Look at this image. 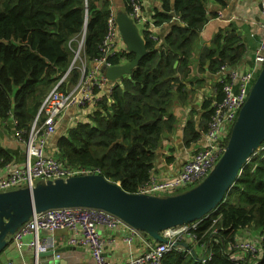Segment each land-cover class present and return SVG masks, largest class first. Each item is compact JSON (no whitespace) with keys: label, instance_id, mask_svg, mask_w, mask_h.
I'll return each instance as SVG.
<instances>
[{"label":"trees","instance_id":"1","mask_svg":"<svg viewBox=\"0 0 264 264\" xmlns=\"http://www.w3.org/2000/svg\"><path fill=\"white\" fill-rule=\"evenodd\" d=\"M158 1L161 10L152 15L154 25L176 20L165 41L159 44L150 38L154 28L149 24L141 29L148 53L139 66L114 82L111 95L99 101L88 120L77 122L57 142L56 156L66 166L99 168L107 180L130 193L149 181L164 134L176 127L170 112L174 100L185 105L195 93L193 86H203L202 79L190 78L194 52H198V72L216 74L223 66L237 65L244 51L234 27L219 33L210 47H199L200 33L209 20L208 0ZM123 2L129 14L128 0ZM112 6V0H0V120L5 129L10 130L9 122L14 120L15 129L26 138L44 98L61 78L69 72V84L78 82L79 68H70L75 39L86 23L82 57L90 63L102 57L99 45ZM133 58L125 49L107 61L116 66ZM217 96L222 97L219 83ZM201 110L198 121L197 111L190 110L183 135L186 148L207 130L212 101L205 99ZM1 140L0 132V169L14 156ZM245 230L261 237L257 264H264V148L244 165L211 217L200 222V243L191 252L171 249L162 264H234L223 247Z\"/></svg>","mask_w":264,"mask_h":264},{"label":"built area","instance_id":"2","mask_svg":"<svg viewBox=\"0 0 264 264\" xmlns=\"http://www.w3.org/2000/svg\"><path fill=\"white\" fill-rule=\"evenodd\" d=\"M127 3L130 9L129 16L140 31L147 24L154 28V23L146 16L144 0H128ZM260 3L261 37L253 55L252 65L247 70H240L234 66L221 67L216 75L221 84L222 97L220 99L217 97L212 102L213 112L207 130L196 142L194 151L175 176L159 179L152 174L146 185L137 193L167 196L196 186L209 176L223 156L240 110L247 102L251 88L264 66V0H260ZM116 18V12L111 9L107 32L99 45L102 57L92 63L81 59V66H77L81 75L76 84H69L67 80L69 72L61 78L44 98L39 114L26 138L22 131L15 129V138L26 145V157L22 164L13 166L8 164L0 169V193L26 187L34 188L38 181L46 183L49 180H66L73 176L102 175L99 168L66 166L56 155L48 154V142L56 134L58 125L67 111L75 108L90 110L91 114L98 108L99 101L104 96L111 95L114 83L108 80L101 68L113 66L107 61L108 56L127 49L121 44L122 38ZM85 34L86 24L79 38L81 41L78 49L74 51V64L82 56ZM150 38L161 43L154 32L150 34ZM200 222L167 229L162 235L168 242H157L154 239L143 238V234L105 210L93 207H59L34 213L12 235V243L18 249L28 247L38 254L45 252L51 244L47 238L39 237L41 231L67 230L70 236L66 239V244L88 248L94 264H162L165 254L171 249L178 248L191 252L194 245L200 243L198 237ZM100 227L108 231L122 227L129 229L130 234L125 241L131 243L135 239L142 240L144 251L124 262L109 259L105 254L106 239L101 235ZM244 234H248V230H245ZM28 236L32 237L27 239ZM215 242L220 245L219 239H215ZM259 242L260 240L255 242L250 238L236 237L235 241L227 244V248L223 247V251L234 264H257L261 254ZM178 243H187L188 248Z\"/></svg>","mask_w":264,"mask_h":264},{"label":"water","instance_id":"3","mask_svg":"<svg viewBox=\"0 0 264 264\" xmlns=\"http://www.w3.org/2000/svg\"><path fill=\"white\" fill-rule=\"evenodd\" d=\"M116 20L122 40L134 58L120 65L101 68L112 83L130 76L148 53L142 32L125 6H120ZM159 118L162 119L163 115ZM263 144L264 66L240 110L226 151L200 184L183 193L165 197L127 192L104 175H83L0 193V254L10 245L11 236L34 213L59 207L99 208L157 242H168L162 235L163 231L203 221L215 212L237 181L244 165L261 150ZM136 145L145 149L140 143ZM178 244L188 248L187 243ZM57 253L54 250L40 252L38 257H52L49 264H60L58 257L55 258Z\"/></svg>","mask_w":264,"mask_h":264},{"label":"crops","instance_id":"4","mask_svg":"<svg viewBox=\"0 0 264 264\" xmlns=\"http://www.w3.org/2000/svg\"><path fill=\"white\" fill-rule=\"evenodd\" d=\"M113 1L114 0H112V4ZM115 1H119V3H121L120 6H125L123 0ZM144 2L146 16L152 20L154 11L156 9L161 10V3L158 0H144ZM207 8L209 20L200 33L199 47H210L219 33L229 32L230 29L234 27L236 30L235 32L240 36V45L244 46L241 60L234 68L240 70L249 69L253 63V55L260 43L261 37L260 0H208ZM116 14H118V12ZM173 22H176V20L172 21V23ZM172 23H165L161 26L154 25L153 32L159 37L161 43H163V40L165 41L166 36L169 35ZM121 44H125L123 40ZM198 69V52L196 51L194 52L191 64L192 71L190 78H192V80L202 79L203 86H193L195 93L189 103L183 105L178 99H175L170 107V112L176 118V127L173 132L164 134L162 145L157 152L158 156L152 174H155L159 179L175 176L196 148V143L186 148L183 141L184 126L191 115V108L197 111L195 119L198 121L202 113V101L210 99L213 102L218 97L217 83L220 84L218 76L208 71L199 73ZM89 112L90 110L73 108L64 114L58 125L56 134H54L48 142V154L56 155L59 137L65 134L71 127L75 126L76 122L82 120L83 116H87L85 119L87 120ZM9 125L10 130L5 129L4 124H2L0 120L1 141L4 147L10 149L14 154L13 161L9 164L13 166L14 164L24 163L27 148L23 142L15 138L14 120L10 121ZM99 231L106 239L105 254L113 261L124 262L137 257L144 251V243L142 240L135 239L131 243L125 241V238H128L130 234L127 228L122 227L115 231H108L104 227H100ZM247 235L248 234H244L243 236L238 235L237 237L250 238ZM69 236L70 232L67 230L53 232L41 231L39 233L40 238H47L51 242L46 251L54 250L58 252L55 258L58 257L57 259L60 260V264H94L88 248L74 247L66 244V239ZM31 237L32 236H28L27 239ZM143 238L146 237L143 236ZM51 258L52 257L39 258L35 250L28 247L18 249L12 243L11 236L10 245L0 254V264H49L48 262Z\"/></svg>","mask_w":264,"mask_h":264},{"label":"rangeland","instance_id":"5","mask_svg":"<svg viewBox=\"0 0 264 264\" xmlns=\"http://www.w3.org/2000/svg\"><path fill=\"white\" fill-rule=\"evenodd\" d=\"M121 5V3H119V1H113V6H114V11L117 13L118 11H119V6ZM76 40V47H75V49L74 50H77L78 49V46H79V42L81 41V40H78V39H75ZM123 46H125V45H123ZM126 47V46H125ZM74 58H75V56H74ZM81 59H83V57L81 56V58H78L77 60H76V62H75V64H74V66H81ZM86 117L87 116H83V118H82V120H80V121H85V119H86ZM88 120V119H87ZM77 123V122H76ZM75 123V124H76ZM38 183H43L42 181H38L37 182V184ZM193 187H195V186H191V187H188V188H186V189H184V190H181V191H179V192H177V193H173V194H169V195H167V196H172V195H176V194H179V193H183V192H185V191H187V190H189V189H191V188H193ZM167 196H165V197H167ZM239 235H244V232H242V233H240ZM247 236H249L250 237V239H252L253 241H255V242H258V240H261V237L258 235V233H253V232H251V231H248V235Z\"/></svg>","mask_w":264,"mask_h":264}]
</instances>
